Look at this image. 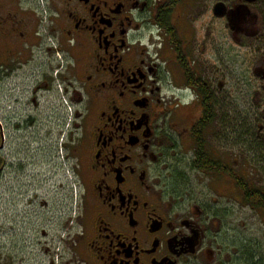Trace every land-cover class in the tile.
I'll list each match as a JSON object with an SVG mask.
<instances>
[{
	"label": "flooded vegetation",
	"instance_id": "1",
	"mask_svg": "<svg viewBox=\"0 0 264 264\" xmlns=\"http://www.w3.org/2000/svg\"><path fill=\"white\" fill-rule=\"evenodd\" d=\"M47 4L80 131L76 264H264L232 241L237 215L243 229L264 218L239 185L257 165L247 147L264 139V0ZM43 36L17 0H0V83ZM191 174L234 189H196Z\"/></svg>",
	"mask_w": 264,
	"mask_h": 264
},
{
	"label": "rangeland",
	"instance_id": "2",
	"mask_svg": "<svg viewBox=\"0 0 264 264\" xmlns=\"http://www.w3.org/2000/svg\"><path fill=\"white\" fill-rule=\"evenodd\" d=\"M17 2L32 24L41 25L44 36L32 57L18 63L13 76L0 83V121L6 137L0 174V260L8 264H76L71 245L79 233L82 186L80 154L71 147L76 143L79 148L80 131L74 105L63 93L62 82L56 80L63 53L50 51L47 0ZM27 46L31 51L29 44L24 45L25 50ZM48 77L56 80L54 84H39ZM37 86L40 90L35 96ZM263 152L264 139L248 146L247 163L251 160L257 165L243 168L244 177L261 189L264 164L259 159L264 158ZM187 179L200 190L234 189L232 183L219 186L200 174ZM242 216L237 215L240 222L234 227L239 230L233 244L251 258L264 256V218L248 216L243 229Z\"/></svg>",
	"mask_w": 264,
	"mask_h": 264
},
{
	"label": "trees",
	"instance_id": "3",
	"mask_svg": "<svg viewBox=\"0 0 264 264\" xmlns=\"http://www.w3.org/2000/svg\"><path fill=\"white\" fill-rule=\"evenodd\" d=\"M71 142H72V139H71ZM72 148L76 152L77 144L74 143L73 146L71 147V150ZM197 167L201 169L210 170V171L213 170V167H211V165H206V167H202V166H197ZM239 185H241V187L244 189V193L246 194V197H245L246 202L248 204L256 208L264 209V189L257 187L251 181L246 180V179L244 181H241Z\"/></svg>",
	"mask_w": 264,
	"mask_h": 264
}]
</instances>
